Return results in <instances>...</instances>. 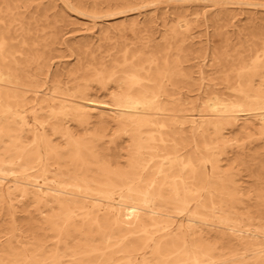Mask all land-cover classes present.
<instances>
[{
	"label": "bare ground",
	"instance_id": "bare-ground-1",
	"mask_svg": "<svg viewBox=\"0 0 264 264\" xmlns=\"http://www.w3.org/2000/svg\"><path fill=\"white\" fill-rule=\"evenodd\" d=\"M33 1L0 4V176L13 175L7 198L33 209L40 239L29 256L0 243V264H264V183L251 180V194L233 172L242 140H264L261 39L245 42L250 62L217 66L222 88L204 92L210 114L190 131L178 58L63 80L49 70L55 35L27 15Z\"/></svg>",
	"mask_w": 264,
	"mask_h": 264
},
{
	"label": "rangeland",
	"instance_id": "rangeland-1",
	"mask_svg": "<svg viewBox=\"0 0 264 264\" xmlns=\"http://www.w3.org/2000/svg\"><path fill=\"white\" fill-rule=\"evenodd\" d=\"M5 2L12 7L11 0H0L1 6ZM28 3L31 6L26 7L29 12L26 14L41 22L43 33L56 37L49 70L63 80L70 73L87 77L96 70L97 74L103 65L107 69L113 63L121 65L124 60L126 65L140 62L147 68L156 56L178 58L189 81L177 88L175 104L182 111L180 114L194 119L185 125L189 129L193 126L190 131L198 119L203 120L210 114L201 100L204 92L222 88L221 75L215 72L217 66L232 64L236 58L250 62L245 42L255 35L261 39L264 52V0H36ZM36 4H40V11L36 10ZM223 10L229 13L227 21L219 19ZM89 84L99 89L96 82ZM96 93L99 101H107L99 90ZM179 118L175 122L180 127ZM224 128L222 133L228 136L230 126ZM242 142L246 143L241 149L242 161L234 164L233 172L252 194L251 180L257 178L264 183V140ZM229 149L228 145H219L218 150L223 152L220 165H225V156L230 157ZM205 165L209 170L208 161ZM12 178L13 175L0 176L5 197V203H0V243L12 238L14 244L18 241L22 246L16 245L13 250L29 256L37 253L29 244L40 239V232L34 227L39 220L31 207L28 208L31 214L27 215L17 200H8L7 186Z\"/></svg>",
	"mask_w": 264,
	"mask_h": 264
}]
</instances>
